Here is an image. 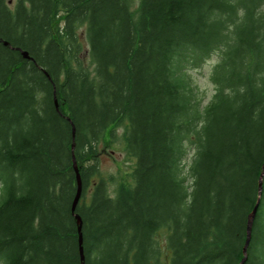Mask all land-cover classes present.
<instances>
[{"label": "trees", "instance_id": "16d2710c", "mask_svg": "<svg viewBox=\"0 0 264 264\" xmlns=\"http://www.w3.org/2000/svg\"><path fill=\"white\" fill-rule=\"evenodd\" d=\"M263 164L264 0H0V264H81L75 214L85 264H240ZM243 264H264V178Z\"/></svg>", "mask_w": 264, "mask_h": 264}, {"label": "rangeland", "instance_id": "374dc122", "mask_svg": "<svg viewBox=\"0 0 264 264\" xmlns=\"http://www.w3.org/2000/svg\"><path fill=\"white\" fill-rule=\"evenodd\" d=\"M135 4L138 0H134ZM9 6L14 8L18 0H7ZM63 15L59 13L57 16L60 19ZM79 38L81 41L80 58L85 66H91V56L89 52V44L85 37L84 27L78 29ZM218 61V55L214 54L208 59L199 69L190 70L191 81L193 87L196 89L198 96L206 104L215 92V84L211 81L210 75L213 66ZM93 67V65L91 66ZM125 126L121 124L116 130V138L113 143L100 145L101 151V168L105 176L110 181V188L115 191L121 184L132 185V172L135 167V158L127 154L125 150L124 138ZM190 162V159L187 160ZM186 161V164L188 163Z\"/></svg>", "mask_w": 264, "mask_h": 264}, {"label": "water", "instance_id": "95a60500", "mask_svg": "<svg viewBox=\"0 0 264 264\" xmlns=\"http://www.w3.org/2000/svg\"><path fill=\"white\" fill-rule=\"evenodd\" d=\"M23 55L26 58H29L28 52L23 51ZM74 168H75V171L77 174V193H76V196H75L74 201H73L72 210L75 213L76 208H77V206L80 202V199H81V194H82V180H81V176H80V172H79V167L77 165L75 158H74ZM263 178H264V164L262 166V172H261V175L259 178L258 199H257L256 205L254 206V208H253V210L250 213L249 218H248L247 238L245 241V245L243 247V254L244 255H243V258H242L240 264H243L247 260V257H248V246H249V243L251 240V232H252V226H253L254 218H255V215H256V212H257V209H258V206L260 203V199H261ZM75 215H76V218L78 220V225H79L78 230H79V249H80V256H81V264H85V254H84L83 235H82V224H83V222H82V219H81L79 214H75Z\"/></svg>", "mask_w": 264, "mask_h": 264}, {"label": "bare ground", "instance_id": "6f19581e", "mask_svg": "<svg viewBox=\"0 0 264 264\" xmlns=\"http://www.w3.org/2000/svg\"><path fill=\"white\" fill-rule=\"evenodd\" d=\"M74 131H75V129H74ZM78 165V164H77ZM79 167V166H78ZM82 197V196H81ZM81 200V199H80ZM82 219V218H81ZM77 222H78V220H77ZM83 222V221H82ZM78 227H79V225H78ZM85 254V253H84Z\"/></svg>", "mask_w": 264, "mask_h": 264}]
</instances>
